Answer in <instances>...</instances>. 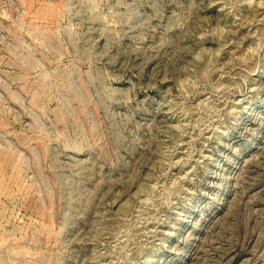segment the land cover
I'll use <instances>...</instances> for the list:
<instances>
[{
    "label": "rangeland",
    "instance_id": "1",
    "mask_svg": "<svg viewBox=\"0 0 264 264\" xmlns=\"http://www.w3.org/2000/svg\"><path fill=\"white\" fill-rule=\"evenodd\" d=\"M0 264H264V0H0Z\"/></svg>",
    "mask_w": 264,
    "mask_h": 264
}]
</instances>
